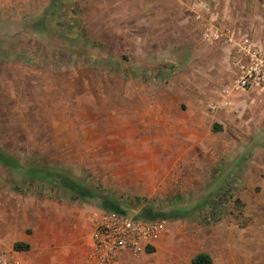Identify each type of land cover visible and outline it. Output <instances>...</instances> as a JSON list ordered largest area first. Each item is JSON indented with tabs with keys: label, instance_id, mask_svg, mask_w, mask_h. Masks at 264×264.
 I'll return each instance as SVG.
<instances>
[{
	"label": "rangeland",
	"instance_id": "rangeland-1",
	"mask_svg": "<svg viewBox=\"0 0 264 264\" xmlns=\"http://www.w3.org/2000/svg\"><path fill=\"white\" fill-rule=\"evenodd\" d=\"M226 1L44 0L27 15L17 12L16 0L0 1V152L12 164L0 157V221L9 214L27 220V197H34L27 187L40 180L66 206L99 208L111 199L136 215L146 207L195 209L167 221L156 248L116 263L193 264L200 238L213 233L203 204L221 196L217 169L231 167L237 99L223 98L235 82L225 76L227 60L212 66L215 98L203 100L208 113L215 105L226 117L214 128L225 159L203 140L185 158L176 156L182 151L173 134L184 125L176 113L186 111L189 84L202 83L206 47L223 48L217 32L240 29L264 49V10L256 8L264 0L216 9ZM255 97L264 102V92ZM15 245L0 253L27 251ZM213 264L227 261L213 256Z\"/></svg>",
	"mask_w": 264,
	"mask_h": 264
},
{
	"label": "crops",
	"instance_id": "crops-1",
	"mask_svg": "<svg viewBox=\"0 0 264 264\" xmlns=\"http://www.w3.org/2000/svg\"><path fill=\"white\" fill-rule=\"evenodd\" d=\"M43 1L16 0L14 4L17 12L27 11V15L41 8ZM220 4L215 7H221V11H225L223 8L231 11L235 8L232 0L226 1L225 5ZM256 8L264 10V4H259ZM182 26L187 27V22H183ZM238 30V35H242L243 31ZM188 37L191 41L194 39L192 34ZM205 37L207 38V34ZM210 39L211 37L205 39V42L212 43L213 40ZM222 45V49L206 47L209 62L207 66L204 65L207 68L200 74L203 77L202 83L197 84V88L189 84L190 89L184 91L188 95L185 102H181V107L185 106L186 111L176 113V118H180L176 121L184 125L181 133L173 134V137L178 139L174 146H179L182 152L175 155H184L182 157L185 158L188 155L187 148L193 143V146L197 147L201 140L212 146L220 159H225L228 155L224 154L225 146L214 142V128H222L226 117L219 115L217 109L208 113L204 104L205 100L215 98L211 94L216 92V89L210 86L217 75L212 66L219 67L227 60L232 75L227 73L225 76L233 77L235 82L224 90L223 98L237 99L234 102L237 112L233 119L234 136L230 146L231 167L222 165L217 169L216 178L220 183L219 192L222 197L217 196L218 200L203 204L208 208L205 215L206 219L211 220L209 227L213 233L208 236L204 234L200 238V250L197 255L208 254L212 264L213 256L221 261L226 260L227 264H264V102L255 101V95L263 93L264 86L251 91L237 89L236 70L231 64V48L223 43ZM257 98L260 99L259 96ZM49 183L47 180H40L27 187V196L36 197H27V220L15 214L1 217L3 222L0 221V251L15 244H25L28 246L27 251L22 255L19 253V257L26 264H87L91 234L96 221L105 212L103 204L99 208L87 205L66 206L60 202L62 197H56L50 192L54 191V188H51ZM57 196L62 194L57 192ZM74 197L71 199L78 200ZM224 204L230 205L227 213ZM183 210L186 212L183 219L197 211ZM167 224L168 230L169 223ZM26 227L27 233L24 232ZM164 235L156 241L155 248L162 242ZM124 254L127 252L123 253L117 262L121 261Z\"/></svg>",
	"mask_w": 264,
	"mask_h": 264
},
{
	"label": "built area",
	"instance_id": "built-area-1",
	"mask_svg": "<svg viewBox=\"0 0 264 264\" xmlns=\"http://www.w3.org/2000/svg\"><path fill=\"white\" fill-rule=\"evenodd\" d=\"M217 32V31H216ZM217 32V39L231 48V64L236 70V88L256 90L264 86V49H260L247 33L232 30ZM212 111L217 108L210 107ZM167 221L142 219L136 214L104 212L91 234L87 264H115L127 252L134 256L155 248L156 241L166 232ZM0 264H26L19 253H0Z\"/></svg>",
	"mask_w": 264,
	"mask_h": 264
},
{
	"label": "trees",
	"instance_id": "trees-1",
	"mask_svg": "<svg viewBox=\"0 0 264 264\" xmlns=\"http://www.w3.org/2000/svg\"><path fill=\"white\" fill-rule=\"evenodd\" d=\"M0 157L3 158V161L0 160L7 164V166H12L11 164V159L7 158L6 156H4L3 154H0ZM7 159V160H6ZM73 191L75 193H77L75 191V189L73 188ZM80 192L83 196V190L80 189ZM103 208L105 211L107 212H114V213H126L124 210H122L121 206L119 203L115 202L114 200L111 199H104L103 200ZM213 207V205H212ZM185 211L184 210H176V211H171L169 213H154L153 210L150 207H146L143 209L142 213L140 215H138L140 218L142 219H160V220H165V221H174V220H178V219H183L185 216ZM16 249H27L28 246L25 244H16L15 245ZM193 264H212V259L208 254H199L196 256V258L192 261Z\"/></svg>",
	"mask_w": 264,
	"mask_h": 264
}]
</instances>
